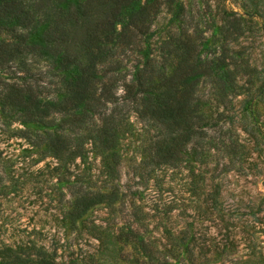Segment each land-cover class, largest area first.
<instances>
[{
    "label": "rangeland",
    "instance_id": "374dc122",
    "mask_svg": "<svg viewBox=\"0 0 264 264\" xmlns=\"http://www.w3.org/2000/svg\"><path fill=\"white\" fill-rule=\"evenodd\" d=\"M232 10L247 13L242 22L233 21ZM152 30L142 52H118L116 94L121 99L147 47L159 56L168 37L189 33L204 59H221L195 93L207 122L206 150L198 160L158 165L140 180L133 167L145 156L154 127L131 104H121L117 151L125 194L98 197L77 213L84 193L109 190L104 153L87 135L81 153L55 155L47 148V131H61L63 114H55V127L25 121L1 103L10 85L24 82L58 99L63 72L34 56L26 57L34 75L15 64L0 68V264H37L39 250L55 264H158L163 256L170 264H189V257L197 264H264V0H162ZM87 131L66 128L75 137ZM128 226L138 229L156 257L124 244ZM7 248L27 261H10Z\"/></svg>",
    "mask_w": 264,
    "mask_h": 264
},
{
    "label": "trees",
    "instance_id": "16d2710c",
    "mask_svg": "<svg viewBox=\"0 0 264 264\" xmlns=\"http://www.w3.org/2000/svg\"><path fill=\"white\" fill-rule=\"evenodd\" d=\"M161 2L0 0V68L15 64L25 75H34L26 66V57L34 56L47 59L63 72V92L58 99L43 96L31 82L13 83L2 97L3 107H9L25 121L54 126L55 114H63L61 131H47L48 150L58 156L81 153L89 135V142L100 148L107 160L105 183L109 190L84 193L76 201L77 213L87 210L98 197L113 200L125 194L120 188L124 184L119 182L117 151L124 119L121 104H131L138 117L154 127L145 156L133 167L140 180L158 165H179L184 160L191 161V157L198 160L206 150L203 133L207 122L195 93L201 77L216 73L221 59H204L189 33L181 30L178 36L168 37L159 46V56L152 55L147 47L133 64L121 99L114 89L115 70L121 65L118 52L126 48L142 52L141 43L153 34L152 24ZM231 13L234 22H242L243 14H247L238 10ZM237 29L242 31L240 24ZM171 57L173 68L168 71ZM66 128L76 133L80 129L88 131L75 137ZM137 230L128 226L122 231L124 244L132 243L150 259L156 257L157 251ZM7 249L10 261H27L18 260L21 256L17 250ZM173 249L167 252L174 253ZM36 255L33 261L37 264H55L43 250ZM190 258L189 264H197ZM158 264L170 263L163 256Z\"/></svg>",
    "mask_w": 264,
    "mask_h": 264
}]
</instances>
